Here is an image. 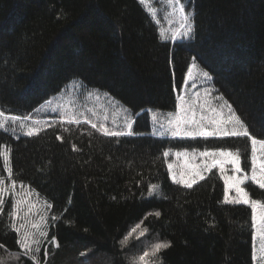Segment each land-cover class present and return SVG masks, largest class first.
<instances>
[{
    "label": "trees",
    "instance_id": "trees-1",
    "mask_svg": "<svg viewBox=\"0 0 264 264\" xmlns=\"http://www.w3.org/2000/svg\"><path fill=\"white\" fill-rule=\"evenodd\" d=\"M148 2L157 10L166 0ZM183 2L194 14V32L172 40L161 37L160 23L140 0H0V111L21 117L0 128V153H9L11 177L47 199L56 217L47 237L38 236L34 261L17 243L13 193H6L0 264H134L157 242L171 246L149 264H256L252 209L223 203L219 171L188 189L168 170L172 150L239 149L249 172L248 138L156 136L151 111H176L195 63L249 132L264 139V0ZM74 80L130 108L136 135L110 138L90 123H61L59 114L36 111ZM29 114L40 121L38 135L19 127ZM0 179L9 180L3 155ZM151 185L157 188L150 194ZM246 189L264 202V189L250 180Z\"/></svg>",
    "mask_w": 264,
    "mask_h": 264
},
{
    "label": "snow or ice",
    "instance_id": "snow-or-ice-1",
    "mask_svg": "<svg viewBox=\"0 0 264 264\" xmlns=\"http://www.w3.org/2000/svg\"><path fill=\"white\" fill-rule=\"evenodd\" d=\"M159 2V0H157ZM141 4L145 3V0H140ZM167 7L171 9L168 13L169 16L176 17L175 20H170L169 23H175L178 25L168 36L164 31H161V37L163 39H172L177 40L179 38L191 37L194 32V14L186 10V5L183 0H166ZM159 23V21H157ZM203 78L206 81H210L212 77L209 72L198 69L195 63L191 64L187 68L186 78L184 80V85L188 86L189 82L192 81V88H195L196 85L194 81L197 78ZM197 101L189 102L185 95L181 94L177 96L178 103L176 104V111L174 113H169V119L167 120L166 131H169L174 138H191L195 139L197 137L201 138H225V137H247L250 141V175L245 172L241 167V152L239 149L233 151L229 149H217V150H204L199 152V156L205 158L200 164H194L189 167L187 173H181L179 177L172 172V164H168L169 173L172 176L174 183L183 185L185 188L191 189L194 184L198 183L199 180H204L205 172H211L214 168H219L222 178L224 180V199L223 203L226 204H243L248 205L252 209V228L255 229L253 233V253L252 259L256 260V239L257 235L260 238V260L264 262V202L257 199H252L250 197L249 191L246 190L242 185L246 181H251L257 185L260 189H264V139H258L253 136L248 129V126L241 119L240 115L237 114L236 110L233 108V105L224 99L223 96H212L211 91L204 89V100L199 102L200 93H196ZM209 97L211 99H209ZM212 101H216L213 105ZM199 102V108L201 109V115L197 118L196 114V103ZM48 105H51V101H46ZM73 101H70V106L73 104ZM44 106L41 105V108ZM60 107V106H58ZM39 109H36L38 111ZM52 112H56L57 108H51ZM89 112H92V109H88ZM207 113V114H206ZM93 115H96L95 112H92ZM79 115H83L80 113ZM0 128L5 127L6 120L19 121L21 120L20 116H11L5 117V113L0 111ZM24 120L30 119V114L23 117ZM106 120L107 117L105 116ZM152 119L154 122L157 121V116L153 113ZM68 124H80V123H90L92 129H96L102 135L106 137H123V136H132L136 135L133 132L134 120L125 119L123 128H109L103 122L99 125L95 122H92L87 117L83 121L78 118L75 113L69 114L67 120L61 116V123ZM34 124H39L40 121H34ZM161 127L165 125L161 124ZM39 129L36 127H29L26 132L27 136H33L39 134ZM67 131V129H65ZM57 139H60L57 136ZM73 150H77L76 146L73 145ZM3 155V160L5 163L6 170L11 178L12 169L9 165L10 156L9 153H0ZM170 155L169 151L163 152V157L168 158ZM177 156L187 157L189 153L187 151L177 152ZM195 157V151L192 153ZM226 165H231V175L227 174ZM244 172L243 175H238ZM5 181L0 179V213H3V205L5 203L3 196L10 189L4 186ZM16 187V182L13 180L11 183V189L14 191ZM157 188V185L150 186V194L153 190ZM234 191L235 195H230V192ZM31 195V193H29ZM23 201L17 199L15 200L12 211L9 213L13 220L12 230L18 234L17 243L20 248L24 250L25 255H31L32 253H38L40 251V239H38L36 233L34 232H21V229L24 228V224H20L18 227L15 224V220L18 215L19 205ZM51 208V205H48ZM156 216H159L160 213H155ZM56 219V217H52ZM33 228H38L36 224L32 225ZM140 225H137V228ZM135 228L132 232H135ZM146 231V230H145ZM131 232L128 233L121 241V246H125L128 243V238L131 236ZM141 236L144 235L143 232L140 233ZM40 237H47V232L39 231ZM56 247L58 243L56 238L52 237L51 241ZM35 245V247H33ZM170 242H157L153 245L150 251L146 250L138 257L133 258L134 264H149V257L155 258L162 250L170 247ZM0 247H3L0 245ZM45 255L47 256V249H45ZM18 259V257H17ZM32 260H36L35 255H31Z\"/></svg>",
    "mask_w": 264,
    "mask_h": 264
},
{
    "label": "rangeland",
    "instance_id": "rangeland-1",
    "mask_svg": "<svg viewBox=\"0 0 264 264\" xmlns=\"http://www.w3.org/2000/svg\"><path fill=\"white\" fill-rule=\"evenodd\" d=\"M145 4L148 7V10L153 15V17L159 21L160 25V32L164 31L166 35L170 36L171 32L178 27L175 23H169L170 20H175L176 17L169 16L168 13L171 11L170 8L167 7L166 2L159 4L156 8L157 10L152 9L148 0H145ZM189 38V37H187ZM185 39V38H180ZM211 76V75H210ZM80 82L78 80L72 81L68 84L60 93L57 95L52 96L49 100L51 101V105L47 103L43 105V108H40L39 111L43 113H52V114H59L65 118H68L69 114L75 113L78 118H85L89 115H93L92 112H95L96 119L95 121L102 122V116L107 117L104 124L109 128H123L125 119L127 120H135V115L133 111L122 104L119 100H117L114 96H112L108 91H100L97 89L86 90L85 88L75 87V83ZM81 83V82H80ZM193 82H191L192 84ZM196 87L192 88L191 84L183 91V95H185L186 99L191 103L197 101L196 93H200L199 102L204 100V89H208L211 91L212 96H222L220 93L217 92L212 79L210 81L204 80L202 77L197 78L194 81ZM83 85V83H82ZM94 96H98L95 98ZM209 99H211L209 97ZM225 99V98H224ZM226 100V99H225ZM73 101L74 103L70 106L69 102ZM199 102L196 103V114L197 118L201 115V109L199 108ZM95 103V105L93 104ZM213 105H215L216 101H212ZM60 106V107H58ZM56 107L57 111L52 112L51 108ZM88 109H92V112H89ZM175 111H151V119L153 113L157 116V121L154 122L152 119V131L151 133L156 136H168L172 137L169 131H166L167 128V120L169 119L168 114L174 113ZM83 113V115H79ZM207 114V113H206ZM33 120H24L22 124L19 126L23 128L24 132L26 133L29 127H36L38 128V124H34ZM161 124L165 125V127H161ZM206 149H179V150H172L170 151L174 159L169 164H172V172H174L177 177L183 172L187 173L189 171V167L194 164H200L205 158L199 156V152L204 151ZM207 150H217V149H207ZM230 150V149H229ZM187 151L189 155L185 156H177V152H184ZM195 151L196 155L193 157L192 153ZM226 171L228 175H231V165H226ZM242 167V163H241ZM219 171V168H214ZM250 175V171H245ZM209 172H205L204 176L207 175ZM244 172L238 174L243 175ZM171 176V174H170ZM222 176V174H221ZM172 178V176H171ZM8 182L5 181V187L9 188L10 190L6 193H13L14 202L15 200L19 199L23 201L21 205H19V211L16 218V226L18 227L20 224H24V228L21 229V232H34L36 233L37 237L39 236V231L48 232V227L52 222V217L54 214L52 212V208H49L48 205L50 204L47 199L42 197L35 189H33L30 185L22 182H18L14 180L12 177L9 178L8 174ZM16 182V187L14 191L11 189L12 181ZM247 182V181H246ZM246 182L242 187L246 188ZM247 190V189H246ZM5 193V194H6ZM31 193V195H29ZM4 194V195H5ZM230 195L234 196L235 192H230ZM4 197V196H3ZM263 202V201H262ZM51 205V204H50ZM32 221H36V225L38 228H31ZM144 233V232H143ZM145 236V233H144ZM39 239V238H38ZM260 238L257 235L256 239V256L257 259L255 260L256 264H264L260 260ZM138 257V255H136Z\"/></svg>",
    "mask_w": 264,
    "mask_h": 264
}]
</instances>
